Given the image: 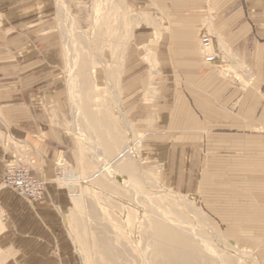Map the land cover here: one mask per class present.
<instances>
[{"label":"crops","instance_id":"0c3cea01","mask_svg":"<svg viewBox=\"0 0 264 264\" xmlns=\"http://www.w3.org/2000/svg\"><path fill=\"white\" fill-rule=\"evenodd\" d=\"M126 4L136 31L129 44H114L124 52L119 93L145 163L162 165L166 180L197 197L237 243L264 245V0ZM58 7L0 0V187L13 138L29 144L34 172L50 182L33 205L0 189V245L38 264L70 261L72 203L51 183L56 166L76 158ZM206 37L212 65L201 51ZM96 80L104 84L102 69Z\"/></svg>","mask_w":264,"mask_h":264},{"label":"rangeland","instance_id":"374dc122","mask_svg":"<svg viewBox=\"0 0 264 264\" xmlns=\"http://www.w3.org/2000/svg\"><path fill=\"white\" fill-rule=\"evenodd\" d=\"M65 3L70 6L71 14L73 15V17H75L78 26L80 27V30L85 32L89 36V40L91 38L92 41H94L97 46L95 50H97L100 55H102L103 60L108 61L107 63H112V50L113 48H115V43L122 40L124 41V43L128 44L131 42L132 37L130 35H132L136 31V20L132 21L131 16L133 12L136 15V12L126 4V0H65ZM99 5L102 10V13L100 14L97 13V10L100 9L97 8ZM111 33H114L116 35H111ZM122 35L124 36L121 38ZM65 79L68 85L67 62L65 66ZM88 84L90 86L87 85L85 86V88L89 90L90 94H92L93 92L96 95L99 92V97L95 99V97L93 96L94 94H92L91 99L86 102V104L88 103L86 107L89 106L91 112L93 111L92 115H94L99 120H102V123L107 126V111L110 110V107L108 105V102L104 98L103 90L94 91L93 85L90 80ZM103 87L104 86L100 84V88ZM67 95V110L70 116L66 125L68 126V130L72 136L73 141H75L76 158L74 163L58 164L55 168V177L53 178L51 183H54L57 187L64 189L69 196L71 193L77 194V197L79 199L78 206L75 209H72V204V211L70 210L69 213H66V216L70 218L71 221L70 229L65 221V230L68 234L69 242L71 243L68 247H66L67 249H69V255H66V257L70 258V261H60L59 264H86L83 260L85 258H87V264H169L171 262L174 263L175 261H172L169 255L167 256V254H165L162 249L157 250V248H154L156 246L154 245L155 243L153 242V239H149L145 236L146 225L151 219V212L155 210L151 207V203H149L150 198L152 199L153 197L151 192H148V190L146 191V189H142L143 195L146 194L149 199L147 201L144 198L140 197L143 196L142 194L139 195L138 193H136V197H134L133 195H131V192H129L127 189L122 188L121 186L117 185L116 182L109 181L105 178H99L97 181L91 183V185L88 186L79 183L76 184L72 189L67 187V185H69L68 178H70L71 176V174H69L70 172L79 174L82 178H87L88 176H91L93 173H95L98 167L100 166V163L98 162L97 158L91 153L88 148L86 149V147L79 140V138L76 139L72 132V129L74 128L73 125L75 123V118L73 115L72 104L70 103L69 91ZM92 106L96 108H93ZM92 108L95 110H93ZM85 126L88 133L89 131L93 132V130H91L90 128V122H88V125L86 124ZM105 128L106 127H104V129ZM134 131L136 132L135 128ZM136 135L138 137H136L137 140L140 139L137 133ZM11 141L12 139L7 140L4 143V148L6 152L7 149L5 147V144L10 143ZM140 154L142 163L140 167H142V169L146 171L151 181L154 180L153 183H159V185H157L161 186L164 190L168 189L179 194H185L187 196L188 201L194 204V209H197L198 212L202 214L203 217L207 220L206 223L211 225L214 230L223 239L226 240V244L230 242V244H233L239 248L240 253L238 255L234 253L232 249L229 250L231 252L229 254H234L233 257L235 258L243 256L240 257V260H238V262L236 263L240 262L239 264H264V245H245L243 243H237L234 238H230L227 234V231L224 229L225 227L220 222H217L215 219H213L204 210L202 204L198 202L197 197L189 196L186 193L187 191H180L179 189L174 188L173 185H171V183L166 180L164 167L162 165H147L145 163V159L143 158L142 151L140 152ZM59 166H62L67 169L61 171L57 169ZM33 174L35 176H38L34 172V170ZM45 181L47 182L48 188V184L50 182L47 180ZM10 191L14 193L13 190ZM78 195H80V197ZM19 197L25 202H29L24 197L22 198L21 195ZM154 198H156L154 199V202H159L158 205H161L159 207L155 202L154 204L157 205V208L162 207L163 209H165V211H168L169 213L170 211L172 212L174 210H177L178 212H181L182 215L185 214L184 212L180 211L182 210V208L178 207V205L174 203L171 204L170 201L169 203L171 204V206L163 205L165 199H163L162 201V198H158V201L157 197ZM187 216L188 215L182 217L185 218L186 221L191 223L192 215H190L189 218ZM141 222H144V226ZM153 245L154 247H152ZM193 251V255L189 256L186 261H177L178 264H215L213 256L208 251L204 250L203 247H196ZM225 254H228V249H225ZM244 255H246V257H249L246 259L244 258ZM159 256L163 257L165 260ZM159 260L162 262H160ZM0 264L28 263L21 260L17 262L7 260L6 263H2L0 261ZM174 264L177 263L175 262Z\"/></svg>","mask_w":264,"mask_h":264},{"label":"bare ground","instance_id":"6f19581e","mask_svg":"<svg viewBox=\"0 0 264 264\" xmlns=\"http://www.w3.org/2000/svg\"><path fill=\"white\" fill-rule=\"evenodd\" d=\"M56 1L59 6L58 8L60 26L63 34L62 36L64 37V52L68 68L67 86L69 91L70 103L72 104L73 115L75 118V123L73 125L74 128L72 129V132L76 139L79 138L86 149L88 148L100 163L97 171L87 178H82L79 174L70 172L69 174H71V176L70 178H68L69 185H67V187L72 189L76 184L79 183L88 186L91 185V183L97 181L99 178H105L109 181H114L117 183V185L127 189L134 197H136V193H138L139 195H143L142 189H146V191L148 190V192L152 193V199L150 198L149 200L146 194L140 197L144 198L147 201L149 200V203H151V207L155 209L151 212V219L147 223L145 231V236L149 239L154 240L153 242L155 243L154 245L156 247H154V245L152 247L157 248V250L162 249L165 254H167V256L169 255L170 259L172 261H175L177 264V261H186L189 256L193 255V250L196 247H203L204 250L208 251L213 256L215 264H239L240 262H236H238V260H240L239 258L243 256H238L239 258H235L233 257L234 254H229L231 253L229 250L232 249L233 252L238 255L240 253L239 248L233 244H230V242L226 244V240L223 239L211 225L206 223L207 220L203 217L202 214L198 212L197 209H194V204L188 201L186 195L179 194L168 189H162L161 186H158L159 183H153L154 180L151 181L146 171L143 170L142 167H140L142 164L140 154V152L142 151V142L140 139L137 140L138 137L136 135V132L134 131L133 125L127 119L125 112L122 109L121 97L119 93V77L124 52L118 51L116 47L113 48L112 63H107L108 61L103 60L102 55H100V53L95 50L97 46L94 41H92L91 38L90 41L88 39L89 36L85 32L80 30V27L78 26L75 17H73V15L71 14V10L65 3V0ZM97 8L99 9L100 5ZM97 13H102L101 8L97 10ZM134 18V14H132L131 20L133 21ZM111 35L116 34L111 33ZM123 36L124 35H122L121 38ZM205 39H208L209 42L207 47L205 46ZM126 45L127 44H125L124 48H126ZM212 46V42L209 38L206 37L201 40V51L204 54L205 62L209 65H212L217 60L216 55L212 53ZM207 57H214V59L211 61H207ZM100 69H102L104 72L105 83L103 84V88H100V85L97 84L96 80V76ZM89 80L93 85L94 91L103 90L104 98L106 99L110 107V110L107 111V126L102 123V120H99L94 115H92L93 111L91 112L89 106L86 107V105L88 104H86V102L89 101L92 94H94L92 91V94H90L89 90L85 88V86L89 85ZM98 93L96 95H93L95 99L99 97ZM88 122H90V128L91 130H93V132L89 131L88 133L86 129L85 125H88ZM104 127H106V130L104 129ZM99 133L101 134V136ZM27 145L29 144H26L23 141L15 140L13 138L10 143L5 144V147L7 149V153L9 152L10 148L12 151L20 153L19 156L24 157L22 155H25L26 152L29 153L30 150ZM28 164H30L32 168L31 161L28 160ZM64 169L66 170L67 168ZM2 188H10L15 190L11 186H7L3 183ZM2 188L0 187V189ZM46 192L47 190L45 191V195ZM78 196L80 197V195ZM154 197H157V199L162 198V201L163 199H165L163 205L171 206V204L173 203L178 205V207L182 208V210L180 211L184 212L185 214L182 215L181 212H178L177 210H174L172 212L170 211L169 213L162 207V209L159 208L161 205L159 206V202L155 201L159 206L157 208V205L154 204V199H156ZM69 198H71L72 200V209H75L78 206L79 199L77 197V194L71 193ZM169 201L171 204L169 203ZM72 209L70 210L72 211ZM186 215H188V218L190 215H192L191 223L186 221V219L182 217ZM65 221L70 229L71 221L70 218H68L66 215ZM143 224L144 222L142 223V225ZM1 245L0 261L2 263H6L7 260H12L15 262L21 260L20 257L17 258L16 255L12 254L11 251L7 253ZM225 249H228V254H225ZM244 256V258L246 259L249 257H246V255ZM161 258L164 259L163 257ZM83 260L84 263L87 264V258ZM21 261H25L28 264H38L37 262L29 259H24ZM172 263L173 262L169 264ZM41 264L44 263L41 262Z\"/></svg>","mask_w":264,"mask_h":264},{"label":"built area","instance_id":"2783aa9c","mask_svg":"<svg viewBox=\"0 0 264 264\" xmlns=\"http://www.w3.org/2000/svg\"><path fill=\"white\" fill-rule=\"evenodd\" d=\"M205 46L207 47L209 42L205 39ZM214 57H207V61L213 60ZM23 151V150H22ZM10 158L7 159L5 165V174L2 179V183L14 188L22 197L32 203H39L44 200L45 191L47 188V182L33 174V169L28 164L29 153L26 152L24 157L19 156L20 153H16L9 148ZM59 166V170H63L64 167Z\"/></svg>","mask_w":264,"mask_h":264}]
</instances>
